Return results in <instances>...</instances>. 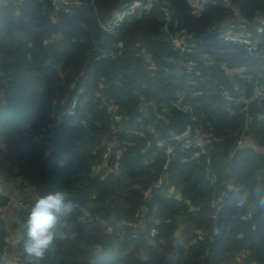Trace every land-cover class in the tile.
Segmentation results:
<instances>
[{"label":"trees","instance_id":"obj_1","mask_svg":"<svg viewBox=\"0 0 264 264\" xmlns=\"http://www.w3.org/2000/svg\"><path fill=\"white\" fill-rule=\"evenodd\" d=\"M79 1L69 11H55L52 0L0 4V177L30 182L31 210L41 196L60 190L67 206L56 213L53 242L39 264H264V155L250 145L234 149L244 131L264 146V99L253 97L257 85L264 88V41L251 53L220 39V22L233 14L221 0L200 15L191 0H161L175 12L172 29L177 22L193 34L192 52L173 49L162 35L159 4L127 15L116 33H107L99 19L124 0ZM231 2L248 18L264 11V0ZM111 51L115 57L104 55ZM189 60L201 74L187 69ZM227 67L243 68L244 77ZM177 89L186 90L211 141L195 155V148L171 140L176 147L165 168L166 149L157 141L191 122L190 112L172 104ZM109 99L123 115L115 132L102 105ZM116 140L108 169L95 173L106 142ZM162 174L163 184L155 186ZM171 187L181 198L169 195ZM8 200L0 191V205ZM27 219L22 264L30 260ZM6 235L0 216V264H11L3 256Z\"/></svg>","mask_w":264,"mask_h":264},{"label":"built area","instance_id":"obj_2","mask_svg":"<svg viewBox=\"0 0 264 264\" xmlns=\"http://www.w3.org/2000/svg\"><path fill=\"white\" fill-rule=\"evenodd\" d=\"M222 4L233 12L231 17H226L220 22L219 28V37L223 41L227 43H233L238 45H243L247 48L251 53L257 51L259 49L260 44L264 41V11L260 14L255 15L253 18H248L242 14L240 9L235 6L231 0H221ZM79 0H52V4L55 11L71 10V7L74 3H79ZM193 5L195 6V14L200 15L205 8L207 3H215L216 0H191ZM4 0H0V4H3ZM155 4L160 5V17L162 19V23L159 26V29L162 35L166 38L168 37V41L171 47L175 50H179L181 52H192L195 50L196 41L194 39L193 34H191L187 29L178 27V23L175 22L174 28L172 29L171 23L174 17V10L171 6L164 1L161 0H124L120 7L117 10L112 11L104 18L99 19V25L107 33H116L117 26L121 24L127 15L134 13L135 11H139L142 13L143 11H149L152 6ZM48 43V40H46ZM117 46H122V41H119ZM104 55H112L115 57V53L113 51L109 53H104ZM143 56L147 64L151 69H157L158 64L153 58L152 54L143 50ZM209 55L205 54V60H209ZM184 65L187 67L189 71H196L197 74H201V70L197 67V62L193 60H189L184 62ZM225 66V64H223ZM169 70V67L166 68ZM226 70L232 74H238L241 77H244L243 68L241 67H227ZM224 94L231 98L227 91H224ZM187 93L185 89H177L172 97V104L175 108L181 109L185 112H190L191 122L187 125V127L182 131L171 130L169 132V136L167 138H161L157 141V145L160 147H164L166 149L167 154V162L165 164V168L168 162L171 160L172 155L175 151L176 143H172L171 140L180 143L184 149L195 148V155H199L201 152L206 151V146L211 141V134L205 133L201 129V127L197 124L199 122V118L194 112L193 106L186 99ZM254 98L264 99V88L262 85H257L254 88L253 92ZM242 97L236 98L237 101L242 100ZM245 101V99H243ZM77 104V98L73 100V104L69 109L70 113H74V107ZM102 105L106 107L109 114L112 115L117 125H114V129L112 132L117 131L122 128L121 121L123 119V115L119 110V104L115 99L104 100ZM146 102H142L139 105V112L143 113L146 110ZM60 121V120H59ZM251 119L248 118V122ZM149 130L152 133H156V126L154 123L149 125ZM250 134L244 131L240 137H238L235 141V147H245L248 146L246 142V137ZM255 142V141H254ZM106 152L104 155V159L102 162L95 165L94 170L96 172L107 170L109 167L108 160L110 155L114 151L116 146H120V142L116 141H107L106 142ZM254 147L260 150L264 155V146H258L254 143ZM233 149V151H234ZM231 151V153L233 152ZM120 152V150H119ZM210 161V160H209ZM264 175V171L262 172ZM16 178H22L21 176H14ZM0 177V191L4 192L3 185L1 183ZM165 180V174H162L158 180L154 183L155 186H160L163 184ZM146 196H151L152 188H149L144 191ZM169 195H174L178 198H181L180 193H178L175 187H171L169 189ZM15 201L22 209L23 213L26 216H29L31 213V203L26 197H13L10 196L9 200L0 205V216L6 221L7 225V235L5 237V248L3 251V256H8L10 254V249H13L14 252V260L17 264H22V253L20 250V239L21 235L14 229H12L8 225V217H7V207L12 202ZM220 206V205H219ZM148 210V207L145 208V211ZM143 212H139V216H142ZM158 234V228L153 226L150 231L151 238H155Z\"/></svg>","mask_w":264,"mask_h":264},{"label":"clouds","instance_id":"obj_3","mask_svg":"<svg viewBox=\"0 0 264 264\" xmlns=\"http://www.w3.org/2000/svg\"><path fill=\"white\" fill-rule=\"evenodd\" d=\"M64 191L41 196L33 206L26 221L28 240L24 244V253L30 258L29 264H39L45 252L53 242L51 231L57 222L56 213L67 206L64 204Z\"/></svg>","mask_w":264,"mask_h":264},{"label":"crops","instance_id":"obj_4","mask_svg":"<svg viewBox=\"0 0 264 264\" xmlns=\"http://www.w3.org/2000/svg\"><path fill=\"white\" fill-rule=\"evenodd\" d=\"M1 83V82H0ZM5 103V93L4 90L0 87V108ZM246 142L250 146H254V139L251 135L246 137ZM1 183L3 185L4 192L10 197H26L28 200H32L35 196L34 187L27 180H23L22 178L13 177L9 180L1 179ZM7 217H8V225L16 230L22 236V226L23 219L25 217L21 207L15 202L12 201L7 207ZM14 252L13 249H10V254L8 256H4L7 262L11 264H17L14 260Z\"/></svg>","mask_w":264,"mask_h":264},{"label":"rangeland","instance_id":"obj_5","mask_svg":"<svg viewBox=\"0 0 264 264\" xmlns=\"http://www.w3.org/2000/svg\"><path fill=\"white\" fill-rule=\"evenodd\" d=\"M4 86V84L3 85H1V83H0V87L2 88ZM100 172V171H99ZM95 173H97L96 171H95ZM25 215V214H24ZM143 217H141V219H142ZM155 218V217H154ZM151 219H153V218H151ZM145 221V218H143V221H142V223ZM155 221H157V218H155ZM104 228L106 229V230H111L112 229V226L109 224V222H105L104 223Z\"/></svg>","mask_w":264,"mask_h":264},{"label":"water","instance_id":"obj_6","mask_svg":"<svg viewBox=\"0 0 264 264\" xmlns=\"http://www.w3.org/2000/svg\"><path fill=\"white\" fill-rule=\"evenodd\" d=\"M166 39H168V37H166ZM51 46V44L49 45V47ZM31 200V199H30Z\"/></svg>","mask_w":264,"mask_h":264}]
</instances>
